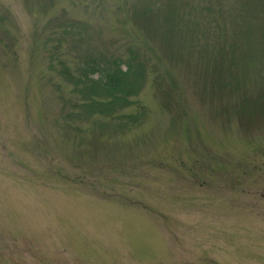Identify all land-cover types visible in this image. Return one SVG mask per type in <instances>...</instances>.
Instances as JSON below:
<instances>
[{"label": "rangeland", "instance_id": "rangeland-1", "mask_svg": "<svg viewBox=\"0 0 264 264\" xmlns=\"http://www.w3.org/2000/svg\"><path fill=\"white\" fill-rule=\"evenodd\" d=\"M0 264H264V0H0Z\"/></svg>", "mask_w": 264, "mask_h": 264}, {"label": "trees", "instance_id": "trees-1", "mask_svg": "<svg viewBox=\"0 0 264 264\" xmlns=\"http://www.w3.org/2000/svg\"><path fill=\"white\" fill-rule=\"evenodd\" d=\"M211 11H213V6H211L209 12ZM128 70H130V67ZM80 72L81 75L78 78H71L72 81L75 80V90L77 87L81 86L85 90L84 93L89 95L86 96V100H89L98 107L104 108L108 113H113L117 108L114 100L104 101V104H97L100 102L96 103L95 97H108L115 100L118 99V96H120L118 92L123 89L122 80L125 73L120 70L108 73L104 69H99V67L95 64H91L89 66L85 65L82 69H80ZM93 74H96L95 79L90 76Z\"/></svg>", "mask_w": 264, "mask_h": 264}, {"label": "bare ground", "instance_id": "bare-ground-1", "mask_svg": "<svg viewBox=\"0 0 264 264\" xmlns=\"http://www.w3.org/2000/svg\"><path fill=\"white\" fill-rule=\"evenodd\" d=\"M80 75H81V74H80ZM95 75H96V74H93V75H90V76H91L93 79H95V77H96Z\"/></svg>", "mask_w": 264, "mask_h": 264}]
</instances>
